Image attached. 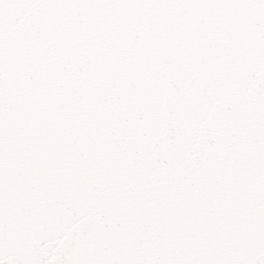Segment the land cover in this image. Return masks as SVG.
<instances>
[{
	"label": "snow or ice",
	"instance_id": "obj_1",
	"mask_svg": "<svg viewBox=\"0 0 264 264\" xmlns=\"http://www.w3.org/2000/svg\"><path fill=\"white\" fill-rule=\"evenodd\" d=\"M0 264H264V0H0Z\"/></svg>",
	"mask_w": 264,
	"mask_h": 264
}]
</instances>
